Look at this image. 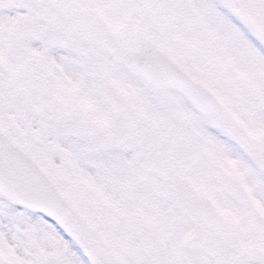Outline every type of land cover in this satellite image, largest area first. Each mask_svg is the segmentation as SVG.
Wrapping results in <instances>:
<instances>
[{"label": "snow or ice", "instance_id": "obj_1", "mask_svg": "<svg viewBox=\"0 0 264 264\" xmlns=\"http://www.w3.org/2000/svg\"><path fill=\"white\" fill-rule=\"evenodd\" d=\"M0 264H264V0H0Z\"/></svg>", "mask_w": 264, "mask_h": 264}]
</instances>
